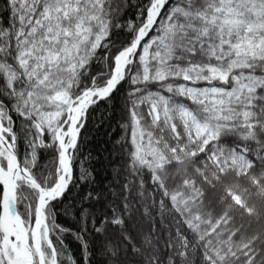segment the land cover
Wrapping results in <instances>:
<instances>
[{
    "label": "snow or ice",
    "instance_id": "6c2138e0",
    "mask_svg": "<svg viewBox=\"0 0 264 264\" xmlns=\"http://www.w3.org/2000/svg\"><path fill=\"white\" fill-rule=\"evenodd\" d=\"M264 0H0V264H264Z\"/></svg>",
    "mask_w": 264,
    "mask_h": 264
},
{
    "label": "trees",
    "instance_id": "16d2710c",
    "mask_svg": "<svg viewBox=\"0 0 264 264\" xmlns=\"http://www.w3.org/2000/svg\"><path fill=\"white\" fill-rule=\"evenodd\" d=\"M257 205L262 208V211H264V205H261L259 201H257Z\"/></svg>",
    "mask_w": 264,
    "mask_h": 264
}]
</instances>
